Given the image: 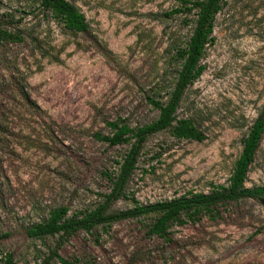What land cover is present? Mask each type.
Instances as JSON below:
<instances>
[{
  "label": "rangeland",
  "instance_id": "obj_1",
  "mask_svg": "<svg viewBox=\"0 0 264 264\" xmlns=\"http://www.w3.org/2000/svg\"><path fill=\"white\" fill-rule=\"evenodd\" d=\"M40 0H0V264H264V198L218 206L213 220L183 214L166 236L147 238L154 215L33 238L27 230L56 208L79 219L109 192L129 145L108 147L109 122L130 129L153 122L180 68L174 50L189 37L194 12L164 15L174 0H67L83 15L85 33H72ZM201 74L183 91L176 120L204 139H174L168 130L142 143L123 198L108 214L226 186L241 141L264 101V0H221ZM22 79L32 107L7 88ZM39 113V114H37ZM118 163V164H117ZM264 186V131L244 187ZM216 215V216H215Z\"/></svg>",
  "mask_w": 264,
  "mask_h": 264
},
{
  "label": "trees",
  "instance_id": "obj_2",
  "mask_svg": "<svg viewBox=\"0 0 264 264\" xmlns=\"http://www.w3.org/2000/svg\"><path fill=\"white\" fill-rule=\"evenodd\" d=\"M174 1L177 2L178 6L166 13L164 15L166 18L173 15L186 16L191 11L194 12L195 18L191 33L183 47L174 50L175 59L180 62V68L167 101L162 104L150 97L145 98L146 103L157 111L156 119L149 124L136 127L135 129H130L122 122L106 123V126L110 129L109 136L100 137V135L95 134L93 136L94 139L106 143L108 147L129 145L114 177H110V174H105L110 182L109 192L102 196V202L94 210L79 219H66L67 209L65 207L51 210L46 220L27 230L28 237L40 238L57 235L59 239L57 245H59L60 242L68 239L77 231H89L99 225H108L120 220L152 214L154 215V221L148 227L145 234L147 238H163L167 234L166 229L168 224L176 220L180 214H183L192 223L199 221L204 216L213 220L214 216L212 214H215V209L218 206L248 198H264V186L250 189L244 187L248 167L252 162L254 152L264 131L263 101L260 111L241 141V150L233 163L226 186H214L207 194L197 193L154 205L135 206L133 209L114 215L107 212L113 202L123 198L125 184L131 171L134 169L139 149L147 137L163 130H168L170 135L177 140L200 142L204 139L203 135L188 121L176 120L175 112L185 88L202 72L199 60L206 44L210 40L209 36L212 31L213 18L220 9L221 0ZM39 6L43 11L49 13L53 19L57 20L62 25V28L68 32L80 34L85 33L88 29L83 15L67 0H40ZM9 38L10 36L6 32L0 30V45L5 39ZM7 88L21 99L26 106L32 107L23 90L22 79L9 75ZM5 92L4 89H0V94H4ZM5 97L7 95H0V98ZM56 249L50 252L48 260L56 258L59 264H76L73 258L59 257L56 254ZM5 264H9V259L6 260Z\"/></svg>",
  "mask_w": 264,
  "mask_h": 264
}]
</instances>
